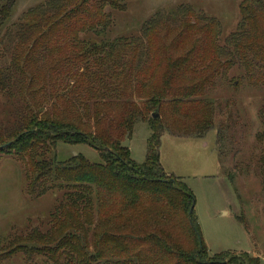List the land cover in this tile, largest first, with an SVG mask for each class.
I'll return each instance as SVG.
<instances>
[{"label": "trees", "instance_id": "16d2710c", "mask_svg": "<svg viewBox=\"0 0 264 264\" xmlns=\"http://www.w3.org/2000/svg\"><path fill=\"white\" fill-rule=\"evenodd\" d=\"M240 6L224 42L216 18L186 6L158 13L139 36L105 40L110 10H126L122 0H51L17 23L13 2L0 0V159L23 167L30 199L62 192L45 231L13 240L25 259L261 264L229 252L212 257L196 198L160 164L164 133L201 139L214 129L217 83L233 75L264 88V0ZM139 122L152 136L138 166L122 144ZM59 143L93 147L102 163L60 161Z\"/></svg>", "mask_w": 264, "mask_h": 264}, {"label": "rangeland", "instance_id": "374dc122", "mask_svg": "<svg viewBox=\"0 0 264 264\" xmlns=\"http://www.w3.org/2000/svg\"><path fill=\"white\" fill-rule=\"evenodd\" d=\"M6 1L13 2L11 23H17L27 11L51 0ZM245 1L122 0L126 10H110L113 26L104 39L139 36L144 23L158 13L186 6L216 18L224 42L236 30L240 5ZM210 98L215 107L214 129L201 139L164 133L159 147L160 164L168 176L178 178L196 198L195 214L202 240L212 257L229 252L236 257H258L264 264V88L249 81L239 83L232 75L217 83ZM131 136L129 151L139 166L146 161L151 130L139 122ZM56 154L60 161L81 155L89 163H102L100 153L84 144L59 143ZM25 187L23 167L13 158L3 156L0 258L7 251L16 254L6 261L0 259V264H46L37 258L25 259L20 252L24 247L13 240L34 229L45 231L49 214L62 192L35 200L27 197Z\"/></svg>", "mask_w": 264, "mask_h": 264}, {"label": "water", "instance_id": "95a60500", "mask_svg": "<svg viewBox=\"0 0 264 264\" xmlns=\"http://www.w3.org/2000/svg\"><path fill=\"white\" fill-rule=\"evenodd\" d=\"M158 116H159L158 113H157V112H154L152 118H153V119H157ZM126 136H127V137H126L125 141H124L123 144H122V149H123V148H124V149H129V147H130V134H127Z\"/></svg>", "mask_w": 264, "mask_h": 264}]
</instances>
